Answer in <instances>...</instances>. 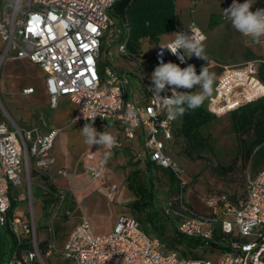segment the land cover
<instances>
[{"label": "built area", "instance_id": "2783aa9c", "mask_svg": "<svg viewBox=\"0 0 264 264\" xmlns=\"http://www.w3.org/2000/svg\"><path fill=\"white\" fill-rule=\"evenodd\" d=\"M116 1H0V40L4 45L0 61L27 60L39 66L46 75L51 109H57L60 99L68 97L76 106L72 124L83 128L85 123H93L97 132H103L107 122L117 127L126 140L140 139L139 157L171 170L183 183L184 169L168 152L178 117L169 119L164 112L154 115L148 111L152 108L156 112V103L148 91L149 84L143 72H120L107 67L106 77L101 74L103 57L112 55L114 44H118L122 55L128 54L127 31L112 15ZM258 9H264V0H258L252 12ZM190 28L199 29L205 36L194 22L177 24L174 32L193 35ZM167 43L153 50L151 60L156 67L161 62H171L183 69L198 58L193 54L191 60L190 56H185L181 62L179 56L184 55V51L178 50V54L173 55L160 47ZM262 64L263 60L252 59L224 66L208 99V111L223 117L264 98V82L258 77ZM131 87H134L132 90L144 89L138 99L128 97ZM25 93H33V89ZM162 95L170 96L171 91ZM130 105L138 123L128 116ZM60 131L50 128L43 133L38 127L12 128L0 121V208L3 209L0 210V226H7L19 244L27 236L31 245L29 250L15 253L3 264H264V168L246 178L242 196L232 199L226 193L207 194L204 202L211 209L210 215L195 214L181 205L187 214L177 227L181 235L200 239L203 249L211 247L215 225L221 227L224 240L229 238L225 250L215 259L182 256L160 238L147 233L137 218L128 215H121L114 228L101 235L95 234L89 219L83 217L62 249L53 227L48 229L46 239L40 241L33 209V185L44 192L48 190L47 183H52L50 169L55 161L52 150ZM86 158V168L92 179L106 176L105 160L94 151H89ZM57 173L66 175L64 169ZM21 187H25L30 201L28 219L16 214L22 201L21 192H18ZM116 190L117 185L113 184L109 197ZM65 196L64 190L58 191L61 202ZM14 202H18L16 207ZM171 205L169 203V207ZM56 218L58 216H53ZM51 258L57 260L50 262Z\"/></svg>", "mask_w": 264, "mask_h": 264}, {"label": "rangeland", "instance_id": "374dc122", "mask_svg": "<svg viewBox=\"0 0 264 264\" xmlns=\"http://www.w3.org/2000/svg\"><path fill=\"white\" fill-rule=\"evenodd\" d=\"M0 1L5 3L8 0ZM175 2L183 21L186 24L196 23L206 36V40L203 42V55L207 59L197 58L192 61L189 57L191 60L189 65L195 67L197 74L201 72L203 67H207L209 73L214 74L215 81L220 70L226 65H236L252 59L264 61V36L260 38L258 43L251 37L243 36L233 28L231 22L223 15L224 9L228 8L233 0H227V3H223L221 0H175ZM238 2L244 3L245 0H238ZM210 22L214 23L213 26H209ZM173 33L175 32L172 31L164 35L162 41L174 38ZM2 47L3 44L0 40V57ZM154 48L148 42H144L142 55L136 62H131L119 52L118 44H114L111 49L112 55L103 57L102 76L106 77L105 70L107 67L120 72H122L121 70L143 72L146 82L150 86V77L154 71L151 66ZM26 88H34L36 95L31 98L28 97L25 93ZM133 88H129L130 96ZM141 91L142 89L134 90L135 99H138ZM195 92H201V88L196 86ZM68 110L69 106L63 103L56 113L65 114ZM52 113L53 111L48 108L44 76L39 69L29 62L0 61V119L12 125V128H16V125L30 128L31 125H38L40 120L41 122L44 120L48 127L58 126L53 119L49 118ZM104 130H108L121 138L119 129L108 125L107 122L104 124ZM207 133L210 137L209 146L203 152L201 159L195 158L193 160L184 155L185 142L175 135L174 144L169 147L168 152L184 169L183 183L176 178L171 170L156 166L153 170V185L157 192L154 207L143 211H137L131 207V203L137 197L135 191L129 188L127 177L135 170H140L138 182L147 185V168L140 167V164L128 153L125 156L126 165L119 162L113 165L109 164V173L94 180L86 168V154L93 150H86L82 165L79 166L76 161L77 164L73 167L65 166L66 175H55L51 181L58 191L64 190L66 192L63 202L58 197L53 207L45 209L42 202L43 190L37 185H33V209L40 241L46 239L48 229L53 227L58 237V245L62 249L74 226L84 216L89 219L94 232L102 234L103 232H110L109 227L114 223L116 224L121 215H128L137 218L145 230L160 238L168 248H173L176 224L187 214L184 212L182 216H174L171 212L168 214L166 212L168 203H173L183 197L184 201L191 199L193 205L201 210L207 206L204 202L205 196L212 191H229L236 195H243L246 178L256 175L264 168V162L256 165L254 159L245 162L239 158L238 136L234 131L233 118L230 114L217 117L208 128ZM81 159L82 156H79L78 160ZM219 166H234V170L220 173L217 169ZM171 174L174 176V181ZM77 176L78 178L75 180ZM113 184L117 185V190L109 197ZM19 189L18 192H21L22 201L16 209V214L28 219L30 201L25 187ZM87 201L89 203L85 205ZM185 205L188 206L187 202ZM83 207L86 209V215L81 213ZM53 216H58V218L53 219ZM168 218L172 220L170 223H167ZM153 222L163 227L164 233L156 232ZM0 233L7 239L10 238L7 226L1 227ZM178 249L187 257L194 255L211 259L216 257L212 252L204 249L190 251L185 246H179ZM56 260L55 258L49 259L50 262Z\"/></svg>", "mask_w": 264, "mask_h": 264}, {"label": "trees", "instance_id": "16d2710c", "mask_svg": "<svg viewBox=\"0 0 264 264\" xmlns=\"http://www.w3.org/2000/svg\"><path fill=\"white\" fill-rule=\"evenodd\" d=\"M112 15L115 17L118 24L123 26L127 31L126 33L129 36L127 45L128 54L122 56L131 62H136L142 55L141 51L144 42H148L149 45L157 47L161 44V40L164 35L174 31L177 24H182L180 16L177 12L175 0H118L112 8ZM213 24L214 23L210 22L209 26H213ZM151 66L154 69L156 68L153 62H151ZM121 71L123 72L126 70ZM221 72L222 69L217 77L221 74ZM258 77L264 82V64H262L259 68ZM214 84L215 81L213 83V90ZM179 90L182 92L191 91L192 93H196L195 87L191 90L183 88H180ZM209 97L204 99L200 107L194 110L187 109L183 116H178V120L174 126V135L184 140L185 148L183 153L191 160L195 158H202V154L209 146L210 141L207 130L217 119V117L211 114L207 109ZM185 107L187 108L186 105ZM230 115L233 118L234 131L238 136L239 158L245 162L250 159H254L256 165L263 163L264 98L243 106L230 113ZM246 136L248 138H244ZM156 166V164L149 161V166L147 167V185L138 182L140 170H135L127 177L128 186L131 190L135 191L137 197V199L131 203V207L137 211L153 209L154 207L157 192L153 185V170ZM217 169L220 173L232 172L234 170V166H219ZM171 178L174 181V176L172 174ZM44 179L47 180V178ZM47 184L48 190L44 191L42 195L43 207L45 209L53 207L58 200L57 187L54 184ZM212 192L226 193L232 199H235L237 196H242V194L236 195L234 192L233 194L229 191ZM17 205L18 202L13 203L14 207ZM181 205L185 206V208H187L190 212L196 214L190 206L185 205L183 198L175 200L171 207H169L168 203V209L166 212L168 214L171 212L174 216H182L184 210ZM171 221L172 220H170V218L167 219V223H170ZM180 221L176 224V232L172 244L173 248L171 249L178 252L179 246L188 247L190 251L203 249L200 239L186 237L178 232L177 227ZM153 227L156 232L161 234L164 233L163 227L158 226L156 222H153ZM8 230L10 232V238L8 239L0 233V264H3L4 261L12 258L15 253L21 254L31 248L29 238H24L22 243L19 244L13 232L9 228ZM145 231L152 234L147 230ZM228 240L229 238L226 237L224 240L221 227L219 225H215L214 238L210 242L211 247L204 250L212 252L215 256H217L225 250L224 245ZM44 246L45 244L42 243V249H44ZM179 253L182 256L187 257V255L183 254V252L180 251ZM187 258L201 259L204 257L194 255Z\"/></svg>", "mask_w": 264, "mask_h": 264}, {"label": "clouds", "instance_id": "9594fccd", "mask_svg": "<svg viewBox=\"0 0 264 264\" xmlns=\"http://www.w3.org/2000/svg\"><path fill=\"white\" fill-rule=\"evenodd\" d=\"M253 0H245L244 3H239L238 0H233V3L223 11V15L231 22L233 28L245 37H251L257 43L264 36V9H258L255 12L250 11ZM193 35H188L184 32L173 33L174 39L166 45L160 46L162 49H167L173 55L178 54V50H183L184 55L179 56L181 62L185 56L191 57L193 54L206 60L203 55L206 36L200 33L199 29L190 28ZM151 84L148 91L152 93L153 100L156 103V112L152 108L148 111L154 115L164 112L169 119H176L178 116H183L187 109H196L201 106L204 99L211 96L214 81V74L209 73L207 67H203L199 74L193 65H188L186 68H181L175 63L161 62L151 74ZM199 86L201 92L192 93L191 91L182 92L178 89H193ZM171 91V95H162L167 91ZM55 91V90H53ZM55 98L53 106H55ZM187 106V108L185 107ZM128 116L134 123L136 112L129 106ZM86 120L94 118L85 117ZM85 138L84 142L87 145H99L105 149H112L117 146L116 138L108 132H97L93 123H85L80 130ZM0 210H3L0 208ZM247 232V229H245Z\"/></svg>", "mask_w": 264, "mask_h": 264}, {"label": "crops", "instance_id": "0c3cea01", "mask_svg": "<svg viewBox=\"0 0 264 264\" xmlns=\"http://www.w3.org/2000/svg\"><path fill=\"white\" fill-rule=\"evenodd\" d=\"M253 2L254 3L252 4L250 11H252L255 8V6L258 3V0H253ZM225 3H227V0ZM177 12L180 16L182 24L188 25V24H186V22L183 21L181 13L178 11V9H177ZM172 39H169V40L164 41V42L161 40V43L170 42ZM2 50H3V47H2ZM8 61H10V62H29L27 60H6L5 62H8ZM29 63L32 64L34 67L38 68L44 76V86H45V90H46V93L48 96V108L53 111L52 115H50L49 118L53 119V121H55L58 125V126L48 127L44 120H42V122L40 120V123L38 125H35V124L31 125L30 128L38 127L43 133L46 132L50 128H58L61 130L56 141H55V144H54V147L52 150V156H53L55 161H54V164L51 166L50 172H51L53 177L55 175L59 176V174L57 173V171L59 169H65V166L73 167V165H76L77 164L76 161L78 162L79 166L82 165L83 160H84L83 156L85 155L86 150H89V149H92L99 158H102L103 160H105V162L107 163V166H108L107 174L109 173V169H110L109 164L113 165V164H117L119 162L121 164L126 165L127 161L125 160L126 159L125 156L128 153L134 157L135 161L140 164V167L147 168L149 166V160L147 158L139 157V153H140V150L142 148L140 139L135 140V141H128L122 136V134H121V138H119V137H117L116 134H113L108 130H104V132H108V133L112 134L114 137H116V139L118 140L117 146H115L109 150V149L103 148L102 146L100 147L99 145H93V146L87 145L84 142L85 138L82 136V134L80 132V130L82 129V126H80L79 124H72L71 123L72 117H73L74 112L76 110V106L69 100L68 97H62L60 99V103H59L58 108L55 110L51 109L50 97H49V94H48L47 88H46V75L39 66H37L31 62H29ZM29 89H33V93L26 94V95H28V97L31 98L32 96L36 95L35 89L34 88H26L25 91L29 90ZM139 94H141V92ZM133 95H134V90H132V95H131L132 97L129 95V90H128V97L129 98H135ZM63 103H65L69 106V110L65 114L56 113V111L59 110L60 106ZM0 121L5 122L4 120H1V119H0ZM10 126L12 127V125H10ZM16 126L20 127L18 125H16ZM20 128H23V127H20ZM174 141H175V135H174V139L171 142L170 146H172L174 144ZM79 156H82L81 160H78ZM87 164H88V161H87ZM77 178H78V176L75 178V180ZM186 202H187L188 206H190V208H192V210L198 214H204V215H210L211 214V209L208 208L207 206H205L204 208L199 210L193 205V201L191 199L190 200L186 199L185 203ZM88 203L89 202L87 201L85 203V205H87ZM81 213L86 215V209L84 207H83V210ZM84 217H86V216H84ZM80 221L78 223H80ZM114 226H115V223L109 227L110 231L114 228ZM104 231H106V230H104ZM93 232H94V230H93ZM105 233H107V232H103L102 234H105ZM95 234L101 235L99 233H95Z\"/></svg>", "mask_w": 264, "mask_h": 264}, {"label": "snow or ice", "instance_id": "6c2138e0", "mask_svg": "<svg viewBox=\"0 0 264 264\" xmlns=\"http://www.w3.org/2000/svg\"><path fill=\"white\" fill-rule=\"evenodd\" d=\"M53 90H55V89H53Z\"/></svg>", "mask_w": 264, "mask_h": 264}]
</instances>
